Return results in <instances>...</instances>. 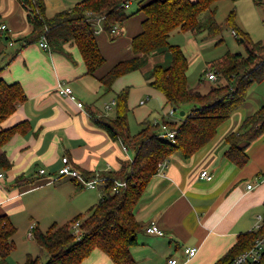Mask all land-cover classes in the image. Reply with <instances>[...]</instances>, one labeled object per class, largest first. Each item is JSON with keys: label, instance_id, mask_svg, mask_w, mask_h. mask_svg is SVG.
<instances>
[{"label": "crops", "instance_id": "1", "mask_svg": "<svg viewBox=\"0 0 264 264\" xmlns=\"http://www.w3.org/2000/svg\"><path fill=\"white\" fill-rule=\"evenodd\" d=\"M43 1L51 17L85 0ZM0 16L1 25H7V30L0 32V69H3L0 77L8 83H20L27 97L3 124L4 128L24 124L25 131L15 134L0 150L13 164L9 171H0L4 174L0 179V216H8L17 229L13 254L18 249L17 234L26 224L25 231L29 227L33 233L46 232L47 224H65L87 213L103 198V185L86 188L78 178L59 175L64 157L83 176L89 173L104 181L105 176L121 168L122 162L133 161L135 152L121 140H113L98 123L115 116L116 110L114 113L110 110L116 95L123 89L125 76L115 82L109 93L100 78L117 63L130 59L133 52L115 57L110 64L108 60L109 65L91 76L75 45L65 46L71 59L42 49L40 41L23 45V39L31 35L33 28L20 0H0ZM142 20L143 17L137 23L120 28L115 40L118 43L108 42L103 23L95 21L102 53L106 55L104 47L119 52L130 49L133 37L142 30ZM125 30L127 37L123 38ZM177 31L181 32H174ZM187 49L185 46L182 51L189 61ZM155 58L157 62L164 61L163 56ZM59 84L70 87L72 97L61 95ZM255 86L248 92L243 106L218 128L216 136L206 146L191 158H185L179 151L174 153L152 177L134 209L137 221L143 226L137 245L131 249L135 264H167L170 259H177L179 264H215L236 245L241 234L250 233L263 223L264 134L247 147L249 161L245 166H237L226 156L227 137L238 132L243 122L264 105V93ZM153 89L142 87L144 94H154L156 89ZM112 92L114 97L109 103ZM150 99L151 96H147L139 104L146 105ZM142 101L145 104H141ZM79 103H83L84 108H80ZM109 105L111 109H107ZM169 111L164 98L162 114L153 120L146 117L141 123L146 120L160 123L164 117L180 121L176 115L167 117ZM42 170L44 174L40 173ZM203 172H208L212 180L203 178ZM20 176L32 182L19 186L16 179ZM249 185L252 189H248ZM151 225L157 226L163 235L148 233ZM185 248H196L198 253L187 260ZM29 254L33 255L30 245L25 257ZM82 264L114 263L102 250L95 249Z\"/></svg>", "mask_w": 264, "mask_h": 264}, {"label": "trees", "instance_id": "2", "mask_svg": "<svg viewBox=\"0 0 264 264\" xmlns=\"http://www.w3.org/2000/svg\"><path fill=\"white\" fill-rule=\"evenodd\" d=\"M135 1L140 3L137 13L143 14V20L141 32L131 42L133 56L113 66L100 78V82L109 93L119 78L144 68L152 57H166L167 64H155L147 81L163 94L165 107L175 112L180 108L186 111V115L177 122L166 117L158 124L146 120L141 123L138 134L132 135L128 122L129 90L118 93L115 116L98 123L113 140H121L135 152L133 161L122 162L118 171L105 176L103 198L87 213L79 214L65 224H54L46 232L36 230L33 240L49 260L44 262L41 256L29 254L24 264H82L95 249L106 253L114 264H135L131 249L137 245V236L143 226L137 221L134 209L152 177L159 172V164L178 151L185 158H191L243 106L252 86L264 81V44L254 42L238 26L237 11L233 9L225 25L235 32L236 38L245 46L246 54L226 52L212 62L200 78L202 82L212 72L219 80L224 79L226 84L211 87L206 94L189 87V61L179 45L170 43V36L176 30L196 37L202 34L208 38L222 35L223 28L216 21L217 4L222 0H85L51 17L47 15L43 0H20L23 7L28 6V20L33 28L31 35L23 39V45L37 43L45 37L52 52L70 59L72 56L65 46L75 45L82 55L87 74L95 76L107 62L97 40L95 21L102 18L104 31L115 41L118 36L114 34V29L123 28L136 14L129 15L126 7L127 3ZM206 12H209V17L203 21L201 16ZM26 99L20 83H8L0 77V150L15 134L23 131L24 124L12 128H4L3 124ZM163 125L174 134L173 140L162 137ZM262 134L264 105L243 122L238 132L227 137L228 159L239 167L245 166L249 161L247 147ZM12 166L7 155L0 154V171H9ZM84 178L91 180L94 176L84 173ZM29 182L32 181L24 176L16 179L19 186ZM117 182L125 185L114 191ZM77 222L81 230L79 238L73 229ZM16 233L17 229L9 217L0 216L1 264H9V257L16 249L13 240ZM262 237L264 216L259 229L241 234L236 245L215 264H231Z\"/></svg>", "mask_w": 264, "mask_h": 264}, {"label": "rangeland", "instance_id": "3", "mask_svg": "<svg viewBox=\"0 0 264 264\" xmlns=\"http://www.w3.org/2000/svg\"><path fill=\"white\" fill-rule=\"evenodd\" d=\"M139 9L140 3L138 1L133 2L131 8H128L127 12L129 15L134 13L136 14L130 20H128V22L126 23L127 25L125 24L126 27L130 23H137L139 22V20H141L143 14L137 13ZM233 9H236L237 11L238 26L242 30L247 32L254 42H262L264 44V0H238L236 3L235 0H222L221 2H219L218 10L216 13V21L222 26L223 33L218 37L208 38L206 34H202L199 37L195 38L190 33H181L179 31L174 32L171 35L170 43L179 45L182 48H184L185 46L188 47L189 50L187 49V51L190 56L188 84L190 88H198V90L203 94L208 93L211 87H217L226 84V81L224 79L219 80L218 78L217 81H211L209 80L208 76H206L204 80L200 82L202 74L208 69L209 65L212 62L220 59L228 51L232 53H240L243 55L246 54L245 46L239 41V38H236L233 35L232 29L227 28V26L225 25L226 18ZM208 17L209 12H206L202 14L201 19L203 21H206ZM126 34L127 33L125 30L123 38L127 37ZM100 35L103 36L104 34L101 32ZM106 38H108V42L113 43V41L109 39L107 34ZM116 41L114 42L118 43ZM131 51L132 47L130 49L126 48L122 52L115 51L114 48L110 49L104 47V52L106 54L104 56L107 60L106 64L109 65L114 60H116L117 56L127 52L130 53ZM155 59V57H152L150 63L147 66L140 70L131 72L125 75V77L123 78L124 86L123 89H121L129 90L128 106L130 111L128 122L132 135L138 134L141 129L140 123L144 120V118L147 117L150 120H153L162 114V110L164 107V98L162 94L154 89V94H144L142 90L143 85H146V87L150 88L149 84L147 83V76L150 74L152 66L160 62H164L165 64H167L166 57H164V61L161 60L160 62H157ZM140 83L141 86L139 85ZM255 87H257L259 92L264 93V81L261 83H257ZM109 95V103H112L111 100L114 97V93L112 92ZM147 96H151V99L146 103V105L141 106L139 104L140 101L146 99ZM187 109L189 110L190 107H188ZM115 110L116 104L112 106V109L110 111L114 113ZM181 111L183 110L180 108L177 109V118H180L179 115ZM26 226L27 224L22 228V231L20 230L17 234L19 235L17 240L18 249L11 256V264H24L26 260V252H28L29 245L33 250V256H41L43 258V261L47 262L49 258L46 255L42 254L40 248L33 240L28 238L27 232L30 230H28V227L26 229L27 231H25ZM43 226H45V224H43ZM50 226L51 224H47V226L44 227V231H47Z\"/></svg>", "mask_w": 264, "mask_h": 264}, {"label": "built area", "instance_id": "4", "mask_svg": "<svg viewBox=\"0 0 264 264\" xmlns=\"http://www.w3.org/2000/svg\"><path fill=\"white\" fill-rule=\"evenodd\" d=\"M33 1H36V0H33ZM129 6H130V3H127L126 7L129 8ZM24 8L27 10L28 6L25 5ZM96 22H98V24H100L102 22V18L97 19ZM6 30H7V25H1L0 26V32L1 33H4ZM113 32H114V34H118L120 32V28H115ZM234 35L236 36L235 32H234ZM39 44H40L42 49L51 52L50 46L48 45L45 37H43L40 40ZM208 78L211 81H217L218 80V76L212 72L208 73ZM58 92L63 96H71L72 97V89L70 87L64 86L62 84H59ZM114 104H116V101H114L112 103V105H114ZM141 104H145V101H142ZM112 105L107 106V109H111ZM78 106L80 108H84L83 103H79ZM175 115H176V112L173 109H171L168 112L167 117L173 118ZM155 124H158V123H155ZM162 131H163V135H162L163 138L168 139V140L174 139V137H175L174 134L169 131L167 126L163 125ZM62 161H63V166L59 170V175L78 178L83 182V184L86 186V188H96L99 185H101V186L103 185V188L106 187V181H104V179H100L99 177H96L92 180H86L84 178L83 174L71 164V162L69 161V159L67 157H64L62 159ZM165 162L166 161L159 164V170H161L165 166ZM40 173L44 174V171L42 170V171H40ZM201 176L207 180H212V178H213L208 172H203ZM2 177H4V174L0 173V179ZM123 185H125V183L117 182L115 187H114V191H117ZM252 187H253L252 185H249L248 189H252ZM261 226H262V224L260 226H258L256 229H259ZM73 229H74L76 236L79 238L81 235L80 223L77 222L73 226ZM147 232L150 234L163 235V232L155 225H151L150 227H148ZM28 237L30 239L33 238V229L32 228H31L30 232L28 233ZM184 253L187 257V260H190L191 258H193L197 255L198 249H196V248H185ZM167 264H179V261L177 259H170ZM231 264H264V237L256 240L253 247L249 251L241 254Z\"/></svg>", "mask_w": 264, "mask_h": 264}, {"label": "water", "instance_id": "5", "mask_svg": "<svg viewBox=\"0 0 264 264\" xmlns=\"http://www.w3.org/2000/svg\"><path fill=\"white\" fill-rule=\"evenodd\" d=\"M180 115L184 117L185 116V112L181 111Z\"/></svg>", "mask_w": 264, "mask_h": 264}]
</instances>
